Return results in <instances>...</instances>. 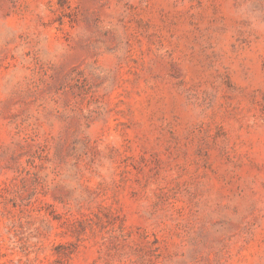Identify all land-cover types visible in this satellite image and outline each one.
Returning <instances> with one entry per match:
<instances>
[{
	"label": "rangeland",
	"instance_id": "374dc122",
	"mask_svg": "<svg viewBox=\"0 0 264 264\" xmlns=\"http://www.w3.org/2000/svg\"><path fill=\"white\" fill-rule=\"evenodd\" d=\"M0 264H264V0H0Z\"/></svg>",
	"mask_w": 264,
	"mask_h": 264
}]
</instances>
